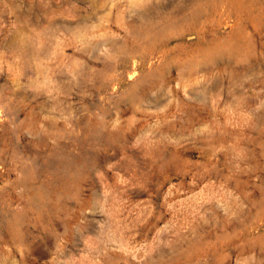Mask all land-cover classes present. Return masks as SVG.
<instances>
[{"label":"rangeland","instance_id":"obj_1","mask_svg":"<svg viewBox=\"0 0 264 264\" xmlns=\"http://www.w3.org/2000/svg\"><path fill=\"white\" fill-rule=\"evenodd\" d=\"M0 264H264V0H0Z\"/></svg>","mask_w":264,"mask_h":264}]
</instances>
